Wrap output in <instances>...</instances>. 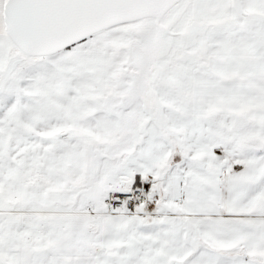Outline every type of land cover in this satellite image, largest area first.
Listing matches in <instances>:
<instances>
[{
    "label": "snow or ice",
    "instance_id": "obj_1",
    "mask_svg": "<svg viewBox=\"0 0 264 264\" xmlns=\"http://www.w3.org/2000/svg\"><path fill=\"white\" fill-rule=\"evenodd\" d=\"M0 264H264V0H0Z\"/></svg>",
    "mask_w": 264,
    "mask_h": 264
}]
</instances>
